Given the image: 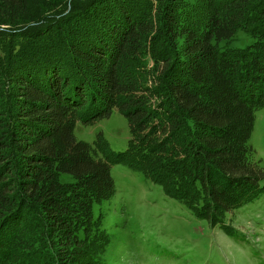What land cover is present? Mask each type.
Here are the masks:
<instances>
[{
    "label": "trees",
    "instance_id": "16d2710c",
    "mask_svg": "<svg viewBox=\"0 0 264 264\" xmlns=\"http://www.w3.org/2000/svg\"><path fill=\"white\" fill-rule=\"evenodd\" d=\"M263 109L264 0H0V264H107L115 165L233 237ZM114 113L125 151L76 139Z\"/></svg>",
    "mask_w": 264,
    "mask_h": 264
},
{
    "label": "rangeland",
    "instance_id": "374dc122",
    "mask_svg": "<svg viewBox=\"0 0 264 264\" xmlns=\"http://www.w3.org/2000/svg\"><path fill=\"white\" fill-rule=\"evenodd\" d=\"M253 40L239 32L232 48ZM103 134L115 152H123L130 139L127 120L118 113L91 126L78 125L75 137L92 144ZM255 159L264 167V109L257 112L250 140ZM115 194L96 215H104L111 236L107 264H264V195L227 215L234 233L197 219L182 204L167 197L161 187L127 166L111 170Z\"/></svg>",
    "mask_w": 264,
    "mask_h": 264
}]
</instances>
